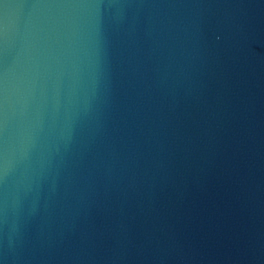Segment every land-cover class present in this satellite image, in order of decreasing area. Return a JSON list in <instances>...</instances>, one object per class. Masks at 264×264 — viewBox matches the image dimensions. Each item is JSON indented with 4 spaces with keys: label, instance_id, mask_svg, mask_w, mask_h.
<instances>
[{
    "label": "water",
    "instance_id": "95a60500",
    "mask_svg": "<svg viewBox=\"0 0 264 264\" xmlns=\"http://www.w3.org/2000/svg\"><path fill=\"white\" fill-rule=\"evenodd\" d=\"M0 264H264V0H0Z\"/></svg>",
    "mask_w": 264,
    "mask_h": 264
}]
</instances>
